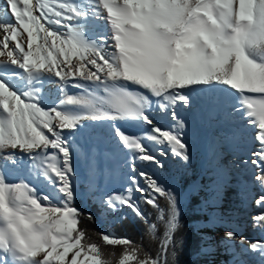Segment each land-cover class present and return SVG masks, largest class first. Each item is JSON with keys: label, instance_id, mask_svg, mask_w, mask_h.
<instances>
[{"label": "snow or ice", "instance_id": "obj_1", "mask_svg": "<svg viewBox=\"0 0 264 264\" xmlns=\"http://www.w3.org/2000/svg\"><path fill=\"white\" fill-rule=\"evenodd\" d=\"M2 7L0 264H113L79 228L84 213L74 205L73 150L65 130L75 133L85 120L114 129L135 173L137 160L159 165L145 139L166 143L175 156L189 159L181 135L185 124L174 110L178 104L188 108L202 92L238 94L235 110L250 118L259 146L250 161L260 168L253 179L264 190V0H3ZM99 21L105 25L97 30ZM49 83L58 84L65 97L55 106L45 101ZM68 88L80 92L70 95ZM154 103L160 111L173 109L174 130L150 118ZM115 121L150 128L133 135ZM21 170L42 175L52 192L42 193L23 179L13 182ZM139 176L152 195L132 175L134 187L100 203L112 212L126 206L148 223L132 192L145 196L165 225L157 255L126 237L99 235L104 245L122 246L118 264H168L180 212L171 193L147 173ZM155 194L167 198V217ZM254 202L264 209V195ZM252 223L264 229V211ZM148 227L155 236L157 225ZM224 237L237 239L232 231ZM241 243L264 264V241Z\"/></svg>", "mask_w": 264, "mask_h": 264}, {"label": "rangeland", "instance_id": "obj_2", "mask_svg": "<svg viewBox=\"0 0 264 264\" xmlns=\"http://www.w3.org/2000/svg\"><path fill=\"white\" fill-rule=\"evenodd\" d=\"M2 5L3 0H0V17L4 15ZM104 25V21H99L97 30ZM2 36L3 33L0 32V38ZM5 59L0 57V61ZM7 67L15 69L13 65ZM65 91L70 95L80 92L72 88ZM44 95L47 106H55L65 98L63 92L59 91V85L55 83L44 85ZM195 100L196 106L176 107L174 110L185 124L181 133L182 141L200 156L199 168L193 174L194 184L191 190L202 199L204 221L199 234L204 239V251L209 258V264H234L238 259L244 264H262L260 255L251 251L249 244L241 243V240L264 241V229L253 227L252 223V217L264 211L254 202L259 196L264 195V190L253 179L257 167L241 168L242 158L253 152L254 146L258 145L253 139L254 133L245 135L246 130H236V124L231 123V114L227 116L214 101L201 98ZM172 111H162L150 118L162 129L174 130ZM81 123L83 126L75 133L65 130L73 150L72 185L75 192L92 196L100 206L101 198L123 193L126 189L134 187L129 179L132 175H136L146 194L152 195L139 172L147 173L167 191V186L173 181L175 170L182 168L169 145L145 139L144 143L150 154L159 161V165L137 160L135 161L137 171L133 173L129 163L131 158L125 156L128 149L123 148L122 144L117 146L118 137L114 136V129L95 121L85 120ZM111 123L133 135H140L150 128L148 125L129 127L124 121ZM9 166L14 167L11 162ZM19 179H23L42 193L52 192L47 180L34 171L21 170L19 176L14 173L13 182H18ZM137 195L141 193L132 192L133 201ZM132 215L133 212L126 206L116 212L103 210L100 218L102 233H110L112 225ZM227 231L236 233L237 239L226 240L224 233ZM251 231H258L261 235H252Z\"/></svg>", "mask_w": 264, "mask_h": 264}, {"label": "trees", "instance_id": "obj_3", "mask_svg": "<svg viewBox=\"0 0 264 264\" xmlns=\"http://www.w3.org/2000/svg\"><path fill=\"white\" fill-rule=\"evenodd\" d=\"M189 159L187 161L175 156L182 164V168L175 170L172 183L167 186V191L175 197L179 209V226L173 234V244L168 247V264H209V258L204 251V239L199 234V229L204 221L202 199L191 190L194 179L193 174L199 168L200 156L187 147ZM147 217L148 223L140 220L133 213L132 217H124L121 222L110 227V233L118 237H126L139 245L144 252L155 257L160 250V240L165 231V225L158 220L159 212L156 208L145 202V196L137 195L134 201ZM157 204L164 210L165 216L169 212V202L166 197L157 196ZM74 205L82 213L79 228L84 230L86 238L91 243L101 245L105 258L111 259L113 264H118L122 246L104 245L99 233L100 218L103 210L99 203L90 195L75 192ZM91 214L93 219H87ZM149 223L157 225L155 236L149 232ZM234 264H244L242 260Z\"/></svg>", "mask_w": 264, "mask_h": 264}, {"label": "bare ground", "instance_id": "obj_4", "mask_svg": "<svg viewBox=\"0 0 264 264\" xmlns=\"http://www.w3.org/2000/svg\"><path fill=\"white\" fill-rule=\"evenodd\" d=\"M229 93H231L233 90H228ZM254 95V94H253ZM238 94H236V96H233L231 94L229 95H222L220 93H208V92H202L199 94H196L193 96L192 98V104L190 107L192 106H196V98H201L203 100H208V101H214L217 104V107L222 110L225 111L228 114H231V123L236 124V130H246L247 132L244 133L245 135H250L251 133H254V129L251 125L248 124V119L247 117H242L241 113L237 112L235 110L236 107H239V100L237 99ZM153 100H155V98H152ZM176 107H183L182 105H177ZM188 107V108H190ZM168 110H173L171 108H169ZM162 111H160L157 107V105L154 103L152 105V107L149 109V115H155L157 113H160ZM230 118V117H229ZM235 129V128H234ZM255 150L254 151H258L259 150V146L255 145ZM253 151V152H254ZM249 153L248 156H244L241 160V168H249V167H253L254 165L251 164V160L255 159V157L252 155V153ZM257 167V166H256ZM260 168L257 167L256 172L259 173ZM256 228V227H255ZM254 228V229H255ZM253 229V230H254ZM259 231V230H258ZM254 232L251 231L252 235L258 234L261 235L260 232Z\"/></svg>", "mask_w": 264, "mask_h": 264}]
</instances>
